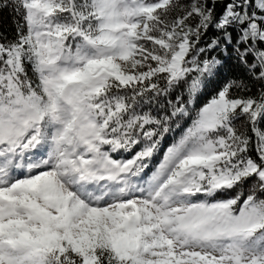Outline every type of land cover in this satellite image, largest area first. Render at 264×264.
Wrapping results in <instances>:
<instances>
[{
  "label": "snow or ice",
  "instance_id": "6c2138e0",
  "mask_svg": "<svg viewBox=\"0 0 264 264\" xmlns=\"http://www.w3.org/2000/svg\"><path fill=\"white\" fill-rule=\"evenodd\" d=\"M5 10L0 264H264V0Z\"/></svg>",
  "mask_w": 264,
  "mask_h": 264
},
{
  "label": "trees",
  "instance_id": "16d2710c",
  "mask_svg": "<svg viewBox=\"0 0 264 264\" xmlns=\"http://www.w3.org/2000/svg\"><path fill=\"white\" fill-rule=\"evenodd\" d=\"M15 17H13L10 10H5L3 12H0V36H7L9 39L13 38L15 36ZM208 36H212V32L210 31L208 33ZM190 123L189 120H185L182 123V126L180 129H178L174 134H169L163 144L166 147L168 144H170L173 141L174 136H179L180 133L183 131L185 127ZM159 157H157V160ZM156 161H154L155 163Z\"/></svg>",
  "mask_w": 264,
  "mask_h": 264
}]
</instances>
